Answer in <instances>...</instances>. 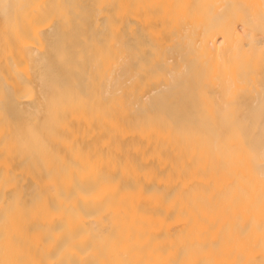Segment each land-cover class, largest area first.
Instances as JSON below:
<instances>
[{"label":"bare ground","instance_id":"bare-ground-1","mask_svg":"<svg viewBox=\"0 0 264 264\" xmlns=\"http://www.w3.org/2000/svg\"><path fill=\"white\" fill-rule=\"evenodd\" d=\"M0 264H264V0H0Z\"/></svg>","mask_w":264,"mask_h":264}]
</instances>
